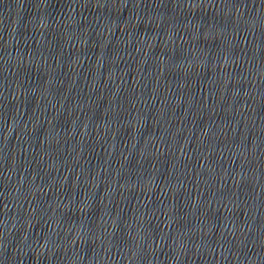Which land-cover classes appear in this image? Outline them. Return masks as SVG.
Segmentation results:
<instances>
[{
    "label": "water",
    "instance_id": "obj_1",
    "mask_svg": "<svg viewBox=\"0 0 264 264\" xmlns=\"http://www.w3.org/2000/svg\"><path fill=\"white\" fill-rule=\"evenodd\" d=\"M0 264H264V0H0Z\"/></svg>",
    "mask_w": 264,
    "mask_h": 264
}]
</instances>
